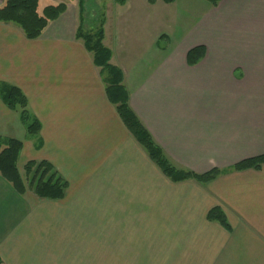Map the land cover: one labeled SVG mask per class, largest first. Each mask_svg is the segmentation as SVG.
<instances>
[{
    "label": "crops",
    "instance_id": "crops-1",
    "mask_svg": "<svg viewBox=\"0 0 264 264\" xmlns=\"http://www.w3.org/2000/svg\"><path fill=\"white\" fill-rule=\"evenodd\" d=\"M111 1L113 24L99 28L130 109L176 168L225 173L206 185L170 182L76 38L83 0L77 9L39 0L40 11L66 9L38 39L0 23V147L20 141L21 173L46 161L68 188L41 200L0 177V264H264V165L227 171L264 155V0H132L128 10L130 0ZM199 47L202 59L188 65ZM5 86L26 97L38 135L5 106ZM214 208L229 229L207 220Z\"/></svg>",
    "mask_w": 264,
    "mask_h": 264
},
{
    "label": "trees",
    "instance_id": "trees-1",
    "mask_svg": "<svg viewBox=\"0 0 264 264\" xmlns=\"http://www.w3.org/2000/svg\"><path fill=\"white\" fill-rule=\"evenodd\" d=\"M118 2V0H115ZM172 3L174 0H163ZM216 7L220 0H205ZM124 2V0H120ZM63 4L49 5L41 11L39 0H5L0 6V23H11L19 27L27 40H36L48 24L58 19L65 11ZM76 38L82 40L85 50L91 54L93 64L100 69L106 97L132 138L144 150L149 159L161 173L172 183L195 181L206 185L224 171L213 169L204 174H195L189 170L176 168L165 156L161 148L154 142L148 131L141 124L129 106V95L122 84L121 71L110 65V51L102 44L103 29L95 32H83L78 28ZM204 55L203 48H194L187 54V63L192 66ZM5 106L18 114L20 122L29 135H38L40 123L28 110V103L23 93L14 86H5L2 96ZM22 143L15 139L6 141L0 151V177L8 182L19 195L31 191L38 199L59 201L65 197L68 183L46 161H29L23 166L22 173L17 168V161ZM264 165V155L247 159L235 164L228 172L259 170ZM208 221L217 222L229 229L223 212L214 208L206 216Z\"/></svg>",
    "mask_w": 264,
    "mask_h": 264
},
{
    "label": "rangeland",
    "instance_id": "rangeland-1",
    "mask_svg": "<svg viewBox=\"0 0 264 264\" xmlns=\"http://www.w3.org/2000/svg\"><path fill=\"white\" fill-rule=\"evenodd\" d=\"M49 2L55 3L53 1L55 0H48ZM64 2H68L70 4V7H73L77 9V0H61ZM84 2V10H83V29L86 32H95L97 29H99L102 22L112 23L113 24V16L112 14L115 12H118V9L113 4V1L111 0H83ZM129 8L132 9V0L129 2V7L127 5V8L125 10H128ZM78 11V10H77ZM76 11V15H77ZM111 11V13H110ZM111 24L110 29L113 30V25ZM106 28L103 26V29ZM5 146H1L3 148ZM97 214L99 216H104V210H98ZM75 264V261H72ZM81 262H84V260H81ZM67 264V261L65 260V263Z\"/></svg>",
    "mask_w": 264,
    "mask_h": 264
}]
</instances>
